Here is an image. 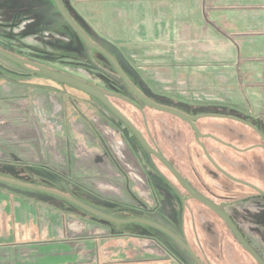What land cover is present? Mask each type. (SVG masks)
Instances as JSON below:
<instances>
[{"label":"rangeland","instance_id":"rangeland-1","mask_svg":"<svg viewBox=\"0 0 264 264\" xmlns=\"http://www.w3.org/2000/svg\"><path fill=\"white\" fill-rule=\"evenodd\" d=\"M61 2L153 99L174 106L169 93L160 94L164 89L178 99L201 100L199 112L219 115V144L205 142L218 147L222 165H241L232 172L222 166L220 186L247 183L252 192H264V39L245 37L264 32V0ZM65 20L53 0H0V49L131 99L109 60ZM28 73L0 56V178L66 194L115 220L0 180V264H258L212 209L181 201L168 173L173 186L155 178L160 198L149 197L148 152L100 101L72 84ZM113 100L130 119L139 114ZM146 114L152 125L159 118L152 110ZM200 161L209 166L204 155ZM201 175L202 184L189 183L247 230L264 260V199L239 202L241 194L228 190L220 199L209 196L202 187L213 180ZM185 236L194 251L178 243ZM12 245L20 246L16 256Z\"/></svg>","mask_w":264,"mask_h":264},{"label":"flooded vegetation","instance_id":"flooded-vegetation-1","mask_svg":"<svg viewBox=\"0 0 264 264\" xmlns=\"http://www.w3.org/2000/svg\"><path fill=\"white\" fill-rule=\"evenodd\" d=\"M105 50H107V49H105ZM110 54L117 60V58L114 54H112V53H110ZM117 62L121 66V64L118 60H117ZM111 65L113 66L112 63H111ZM113 68H114V66H113ZM27 71L31 72L28 69H27ZM115 71H116V69H115ZM31 73H33V72H31ZM118 79L121 82L120 76ZM129 79L151 101H153L159 105H162V107L165 106V107H168L171 109H175V110H177V111H179V112H181V113H183L189 117L190 120H186V119L181 118L180 116L174 115L172 113L160 111V110L154 109L150 106H144L143 102L138 97H136L131 91H130V94H131V99H130V98H127V97L122 96V95L115 96L111 93L106 92L105 90H103L101 88L107 94V96L110 97V100L115 104V106H117V104L115 103L113 98L116 97L122 101L128 102L135 109H137L139 114L138 115L136 114V116L132 118L133 120L130 119L129 117H127V118H129V120L135 125V127L142 133V136H144V138L146 139L148 144L151 146V149H153L155 152L159 153L167 161H169L171 163V165L177 170V172H178V167L176 168L175 164H178L179 167L181 166V167L187 169L186 171L189 173V178L183 177L180 174V171L178 172V174H180L188 183L191 180L194 184H197V185L202 184L203 176L201 175V172H203V173H206V175L211 177L213 180V186L212 185H206V186L202 187L203 190L206 192V194L209 196L211 195V196H214V197L220 199V197L224 196V195L221 196V192H224V190H228V192L241 194V195H238V199L236 200L239 202H246V200L251 201V199L259 198V197L264 199V192H262L260 189H256V188H254L255 191L252 192L251 186L248 185L247 183L244 184V186H242L243 188L235 187V185H232V183H230V181H229V183H227L228 189H226L227 187L220 186L218 179L220 177V173H221L220 171L222 170V166L229 167V169H231L230 171L232 172L233 169H235L236 167H239L241 165L232 159L231 160L233 161V163L231 161V164H228V165L223 164L222 165L218 159L219 158L218 147H216V150H214V148H210L209 144H207L205 142L206 140H211V141H214L216 143V145L219 144V137H218L219 128L217 127L218 123L216 121V119L218 118L219 115L217 113H214L213 111H210V112L207 111L205 113L203 111L199 112L198 109L203 110V108H204L200 104L201 100L199 101V100L193 99L192 97H189V96H188L187 100H185L184 97L182 99H178V98H175V96L172 95L171 92H167V91L165 92L164 89H160V94L163 95V97L167 98V95L169 93V95L171 96V99L175 102L174 103L175 105L174 106L169 105L170 104L169 99H167L165 101V102H167V104H164V103L162 104L161 102H158L155 99H153L151 97L152 94L145 92L137 83H135V81L132 78L129 77ZM152 96H155V95H152ZM172 96H173V98H172ZM168 98H169V96H168ZM146 109L152 110L153 112L156 113L155 116H159V118H157L158 120H156L155 123H153L154 126L149 121V117L146 114ZM168 116H175V117L181 119L182 122L179 123L178 121L171 119ZM161 118H163V120ZM117 119L121 123H123L119 118H117ZM230 119H233V120H236L238 122H242V123L247 124V120L238 119V118H230ZM123 126H125L127 129H129L124 123H123ZM181 127L182 128L188 127L191 131L190 135L187 136L186 133L179 130V129H181ZM129 131L135 137V139L138 141V143H140L138 138H136V136L131 132L130 129H129ZM172 133H175L177 135L173 136ZM261 137H262L261 141L264 142V140H263L264 136H261ZM262 142L247 146L245 148H239L238 150L244 151V150L254 148L257 145L262 146L263 145ZM140 145H141V143H140ZM148 154H149V159H150V163H149V166H150L149 171L150 172L148 171L146 173V176H151V178H149L147 183H145V187H148V189L150 191L149 197L152 196L154 199L156 197L160 198L159 192L157 191V189L154 188L155 187V178L156 179L160 178V181L162 180L165 184H167L170 187L173 186V183L170 182L169 178L167 177V173H168L173 179H175L177 181V185L182 190V194L180 195L181 201L188 202L189 200H192V199L196 200V198L193 195H191L180 184V182L177 180V178L174 176V174L168 169L166 164L163 163V161H161L154 153L148 152ZM202 155H204L205 160L207 161L209 166L208 165L205 166L206 164L204 166H202V162L200 161V158L202 157ZM246 168H243V169H246ZM243 169L241 171H243ZM163 170L166 172H163ZM190 186L192 187L191 184H190ZM246 187H249L250 190L246 189ZM192 188L198 194H200V192H198L194 187H192ZM134 196H135V194H134ZM196 201L200 202L199 200H196ZM200 203H202V202H200ZM255 208H258V207H255ZM259 208H261V207H259ZM261 212H263V211H261ZM230 217L233 219V221L235 222V225H237L238 229L242 232V234L245 236L246 240L250 243V245L255 246L253 244V242L251 241V239L247 237V234H246L247 230L243 231L241 229L240 225L235 221V219L232 216H230ZM178 243L183 247H186V248L190 247V250L194 251L192 246H190L188 244L187 236H185V239H182V241H179Z\"/></svg>","mask_w":264,"mask_h":264},{"label":"water","instance_id":"water-1","mask_svg":"<svg viewBox=\"0 0 264 264\" xmlns=\"http://www.w3.org/2000/svg\"><path fill=\"white\" fill-rule=\"evenodd\" d=\"M53 1L56 5L57 9L61 13L62 17L64 19H66L65 21L68 23V25L77 33V35L85 42V44L87 46H89L90 48L100 52L105 57H107V59L113 64L114 68L116 69L117 73L119 74L121 83H123L136 97H138L143 102L144 106H150L154 109L164 111V112H169V113H172L174 115L180 116L181 118H184L186 120H190L189 117L186 116L185 114H183V113H181L175 109H171V108H168L165 106L162 107V105H159V104L151 101L149 98H147L136 87V85H134L131 82V80L129 79L127 74L124 72V70L121 68V66L119 65L117 60L107 50H105L101 46L93 43V41L87 36V34L79 27V25L75 22V20L66 11L61 0H53ZM0 56L4 57L10 61H14L20 65H24L28 70L33 72L35 75L48 76V77L53 78L55 80L61 81L63 83L72 84V85L82 89L84 92L88 93L89 95L95 97L97 100H99L108 110H110L112 112L113 115H115L117 118H119L131 130V132L136 136V138H138L142 147L147 152L154 153L161 161H163V163L166 164L168 169L174 174V176L177 178V180L180 182V184L191 195H193L196 198V200H199L204 205H206L207 207L212 209L219 216H221V218L230 227L231 231L234 234V237L237 239L239 244L254 258V260L258 264H264V260L261 258L259 253L257 251H255V249L246 240L245 236L238 229L237 225H235V222L233 221V219L228 214H226L219 206H217L216 204H214L213 202H211L207 198L198 194L190 186V184L180 174H178L177 170L171 165V163L169 161H167L162 155H160L159 153H157L153 149H151V146L148 144V142L146 141L144 136H142V133L135 127V125L129 120V118H127V116H125V114H123L122 111L117 106H115V104L110 100V97H108L107 94L99 86H97L96 84L86 82V81H84L78 77L70 75L69 73L67 74L65 72L44 66V65H42V63L39 64V63L31 61V60L27 61V59H21L19 57H16L15 55L10 54V53H8L4 50H1V49H0ZM0 180L7 181V182L17 184V185H21V186L26 187V188H30V187L36 188L39 190L46 191V193L47 192L54 193L56 195H59V196L66 198L70 201H73V203L75 202V203L81 205L82 207H84V208H86V209H88V210H90L96 214H99L100 216L115 220V218L107 216V215H105V214H103V213H101V212H99V211H97V210H95L89 206H86L85 204H82L81 202H79L75 199L73 200L72 197H70L66 194H63V193H60L57 191H53L51 189L36 187V186H32V185H27V184H22V183L13 181V180H8V179H3V178H0ZM125 221H133V220H125ZM134 221H136V220H134ZM139 221L144 222L142 220H139Z\"/></svg>","mask_w":264,"mask_h":264},{"label":"trees","instance_id":"trees-1","mask_svg":"<svg viewBox=\"0 0 264 264\" xmlns=\"http://www.w3.org/2000/svg\"><path fill=\"white\" fill-rule=\"evenodd\" d=\"M51 68V67H50ZM10 74H12V75H18V76H20L21 74L20 73H17V72H14V71H8ZM117 73V72H116ZM33 75H35L34 73H32ZM30 72L28 73V74H26L25 76H30V75H32ZM118 74V73H117ZM119 75V74H118ZM28 244V243H27ZM24 245V244H23ZM29 245H30V243H29ZM29 245H28V247H29ZM13 246V248H12V252H13V256H16L18 253H19V249H20V246H15V245H12ZM27 247V246H26ZM33 252H35V253H38L39 254V256H40V251L41 250H32ZM15 258V257H14Z\"/></svg>","mask_w":264,"mask_h":264},{"label":"crops","instance_id":"crops-1","mask_svg":"<svg viewBox=\"0 0 264 264\" xmlns=\"http://www.w3.org/2000/svg\"><path fill=\"white\" fill-rule=\"evenodd\" d=\"M245 37H249L250 39H264V32L263 31H259V33H255L252 35V33L245 35Z\"/></svg>","mask_w":264,"mask_h":264}]
</instances>
